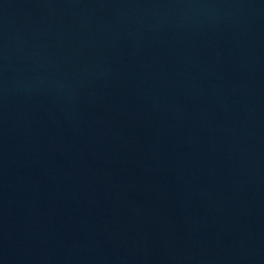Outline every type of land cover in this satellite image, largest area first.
Instances as JSON below:
<instances>
[{"label":"water","instance_id":"95a60500","mask_svg":"<svg viewBox=\"0 0 264 264\" xmlns=\"http://www.w3.org/2000/svg\"><path fill=\"white\" fill-rule=\"evenodd\" d=\"M0 264H264V0H0Z\"/></svg>","mask_w":264,"mask_h":264}]
</instances>
